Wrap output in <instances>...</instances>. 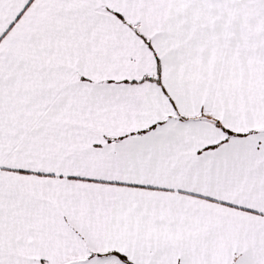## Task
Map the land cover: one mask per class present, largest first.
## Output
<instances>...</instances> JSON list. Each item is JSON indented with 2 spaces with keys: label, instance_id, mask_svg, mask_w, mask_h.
<instances>
[{
  "label": "snow or ice",
  "instance_id": "6c2138e0",
  "mask_svg": "<svg viewBox=\"0 0 264 264\" xmlns=\"http://www.w3.org/2000/svg\"><path fill=\"white\" fill-rule=\"evenodd\" d=\"M0 264H264V0H0Z\"/></svg>",
  "mask_w": 264,
  "mask_h": 264
}]
</instances>
